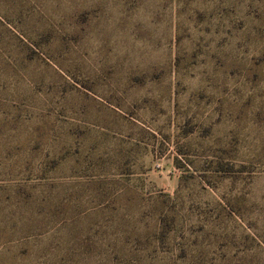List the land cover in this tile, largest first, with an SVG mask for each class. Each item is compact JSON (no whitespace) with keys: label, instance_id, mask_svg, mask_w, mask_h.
Returning a JSON list of instances; mask_svg holds the SVG:
<instances>
[{"label":"rangeland","instance_id":"rangeland-1","mask_svg":"<svg viewBox=\"0 0 264 264\" xmlns=\"http://www.w3.org/2000/svg\"><path fill=\"white\" fill-rule=\"evenodd\" d=\"M0 264H264V0H0Z\"/></svg>","mask_w":264,"mask_h":264}]
</instances>
